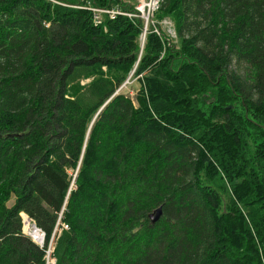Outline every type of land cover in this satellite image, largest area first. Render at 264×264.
<instances>
[{
	"label": "trees",
	"instance_id": "16d2710c",
	"mask_svg": "<svg viewBox=\"0 0 264 264\" xmlns=\"http://www.w3.org/2000/svg\"><path fill=\"white\" fill-rule=\"evenodd\" d=\"M57 1L0 0V264H43L20 211L54 264H264V0H158L142 42Z\"/></svg>",
	"mask_w": 264,
	"mask_h": 264
},
{
	"label": "built area",
	"instance_id": "2783aa9c",
	"mask_svg": "<svg viewBox=\"0 0 264 264\" xmlns=\"http://www.w3.org/2000/svg\"><path fill=\"white\" fill-rule=\"evenodd\" d=\"M51 1V0H49ZM53 2V1H52ZM158 0H151L149 3L145 4L142 2V5L140 8H136L139 12L140 15H143V9L146 7L147 11L152 10V12L156 9L157 7ZM82 8L90 11L91 16H92V23L94 25H100L102 21V15L105 16L107 15L108 19H114L118 15H122L125 17H132V16H137V13H134L132 11H121L120 9H115V10H108V9H99V8H94L91 6L83 7ZM151 12V13H152ZM156 32V31H155ZM171 33H173L172 36H175L173 28L171 29ZM18 215L20 217V232L29 237L31 242H33L38 248H41L43 251L42 259H43V264H53V255H52V250H53V244L56 236L59 234L60 230L66 229L67 225L62 221L60 223V213L57 216V219L52 227V230L49 234V236L45 237V233L43 230H41L39 227H37L33 220L30 219L24 212L20 211L18 212ZM53 257V258H52ZM50 258V259H49ZM51 260V263L48 261Z\"/></svg>",
	"mask_w": 264,
	"mask_h": 264
},
{
	"label": "rangeland",
	"instance_id": "374dc122",
	"mask_svg": "<svg viewBox=\"0 0 264 264\" xmlns=\"http://www.w3.org/2000/svg\"><path fill=\"white\" fill-rule=\"evenodd\" d=\"M52 1L59 3V1H57V0H51V2ZM149 1H151V0H123V2L127 5V7H121L116 2H111V4L108 7H102V8L101 7L94 6L89 1H87L86 5H72L71 7L82 8V6L83 7L91 6V7H94V8L108 9V10H111V9L112 10H115V9L118 8L121 11H125V12L126 11H129V9H131V10H133L134 13H137V16H135V17L139 18L141 20V22H142V25H141V28H142L141 35H140V37H138V38H140V41L143 39V35H144L146 29L149 28V26H151L152 31H154V32L156 31L155 32L156 34H159L161 32V33H163L165 35V37L167 39H172V41H175V36H172L173 33H171V29L173 28V26H172L171 21L168 18H164V19L159 20L158 22H154L153 21V16H152V13H153L152 10L149 9V11H147L146 7H144V9H143V15H140V12L136 9V8H140L141 7L142 2H144L145 4H147V3H149ZM103 17H107V15H105V16L102 15V19H103ZM157 27L160 28V31H158ZM140 46H141V44H140ZM128 77H130V74H129ZM133 80H134V78H130L128 81L126 79L125 85H122V90L125 91L129 96H132L133 95L134 88L136 87V82L133 81ZM12 201H13V199L10 198L8 200V202H7V205H10L12 203ZM19 219H20V217H19ZM60 220H61L60 223H62V219H60ZM25 237H27V236H25ZM27 238L30 240L29 237H27ZM48 262L51 263V260H49ZM53 264H54V259H53Z\"/></svg>",
	"mask_w": 264,
	"mask_h": 264
},
{
	"label": "water",
	"instance_id": "95a60500",
	"mask_svg": "<svg viewBox=\"0 0 264 264\" xmlns=\"http://www.w3.org/2000/svg\"><path fill=\"white\" fill-rule=\"evenodd\" d=\"M159 215H160V206H157L150 213H148V218L150 222L153 223L155 220L158 219Z\"/></svg>",
	"mask_w": 264,
	"mask_h": 264
}]
</instances>
